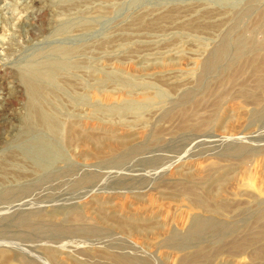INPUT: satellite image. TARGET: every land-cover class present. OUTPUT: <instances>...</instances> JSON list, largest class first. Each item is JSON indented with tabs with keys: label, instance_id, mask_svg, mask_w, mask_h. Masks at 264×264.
Here are the masks:
<instances>
[{
	"label": "rangeland",
	"instance_id": "obj_1",
	"mask_svg": "<svg viewBox=\"0 0 264 264\" xmlns=\"http://www.w3.org/2000/svg\"><path fill=\"white\" fill-rule=\"evenodd\" d=\"M0 264H264V0H0Z\"/></svg>",
	"mask_w": 264,
	"mask_h": 264
},
{
	"label": "bare ground",
	"instance_id": "obj_2",
	"mask_svg": "<svg viewBox=\"0 0 264 264\" xmlns=\"http://www.w3.org/2000/svg\"><path fill=\"white\" fill-rule=\"evenodd\" d=\"M251 62V61H250ZM249 63V62H248Z\"/></svg>",
	"mask_w": 264,
	"mask_h": 264
}]
</instances>
